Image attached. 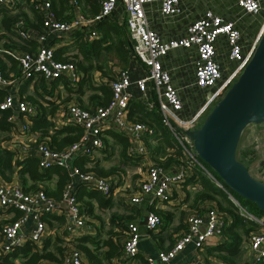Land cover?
Here are the masks:
<instances>
[{
    "label": "built area",
    "instance_id": "obj_1",
    "mask_svg": "<svg viewBox=\"0 0 264 264\" xmlns=\"http://www.w3.org/2000/svg\"><path fill=\"white\" fill-rule=\"evenodd\" d=\"M22 0H0V12L2 9L16 11L17 2ZM39 11L44 26L43 31L33 26H24L20 18L8 24L14 36L28 37L35 41L33 50L17 48L6 43L9 41L10 33L7 32L0 22V59L9 61L10 56L16 60L18 71H10L4 74L0 67V89L3 91L0 98V109H10L6 119L9 121L7 137L1 140L3 147L12 151L13 157L22 158L25 155L36 156L38 170L51 165H59L67 168L71 181L63 188L60 201L63 203L64 221L58 230H53L41 215L46 212H60V201L47 197L42 188L37 187L32 191H24L20 185L15 172L10 179L5 180L0 176V211H18L15 217L3 213L5 220L0 221V253L11 250L27 242L33 249H39L42 241L49 233H55L63 239L65 247L59 264H87L84 261L83 252L75 246L72 241L88 229V217L79 213L78 203L75 198V187L83 185L87 188L96 189L103 195H108L122 181V173L96 175L92 171H83L79 167L71 165L75 154L86 153L91 148L102 146V132L113 129L125 135L129 139L126 152L131 156L147 154L148 150L143 142V135H149L152 130L140 121L127 117L128 102L133 96L128 90L133 84L140 94V99L147 107L154 103L163 116L164 124L169 128L175 142L179 145L182 156L175 167L174 173H168L153 161L147 162L144 168L136 176V182L131 194L125 195L128 202L139 205L142 201L157 200L164 201L174 188H181L180 182L192 173L196 166L201 167L216 184L218 181L203 167L196 156L191 141L180 131V128H192L196 121L181 122L175 119L173 111L180 107V100L175 90L169 83L167 71L161 67L158 56L167 52L175 46H188L193 44L196 48L194 83L197 87L207 88V104H211L227 87L234 78L237 71L250 55L254 45L246 53H242L239 43V30L233 20H223L222 17L206 9L202 14L189 21L184 35L167 40H160L145 19L142 3L150 0H100L99 8L92 16H85L75 6L76 0H70L73 4V14L68 19L57 18L50 9L48 0H28ZM160 12L171 14L178 10V0H157ZM245 12H260L258 0H235ZM119 2L123 10V21L125 24L130 52L140 62L144 73L138 78H131L126 67H117L115 78L109 82L110 96L108 102L103 106H96L92 111L77 105L74 97L67 100L56 101L57 107L47 118L55 126L73 123L82 127V135L76 141L66 145L60 150H52L42 139L35 141V135L30 128V116L36 114L37 108L31 102L21 98L16 90L17 85L39 72L44 79L63 78L70 83L77 79V71L74 63L70 60H62L54 57L53 47L57 43L53 37H69L76 30L85 29L87 36H96L97 31L94 24L102 16L114 9ZM218 34H223L228 45V55L238 61L237 70L232 71L221 78V70L215 57V39ZM8 66V64L6 63ZM97 80V76H95ZM162 87V90L160 88ZM148 88V92L146 90ZM149 91L155 99H149ZM46 98H54L53 93ZM162 96V98H161ZM15 106V109L13 108ZM205 111V110H204ZM178 128L179 130H176ZM90 140L87 142V138ZM254 145V150L257 149ZM171 150V148L169 149ZM250 165L258 171L261 181H264V160H254ZM260 162H263L260 164ZM248 167L249 172L251 169ZM252 174V173H251ZM254 175V174H252ZM255 176V175H254ZM219 185V184H218ZM190 187V188H197ZM186 187H188L186 185ZM62 205V204H61ZM202 212L190 209L184 216L186 228L178 234L170 247L166 250H158L156 259L160 262L172 260L178 253L188 246L201 248L209 237H220L221 212L213 200H207L201 205ZM257 221L258 227L249 231L244 245L247 250L248 263L264 264V218H258L248 214ZM147 229L156 231L159 218L151 210L144 214ZM202 226V229L200 228ZM58 231V232H57ZM137 222L125 221L116 232L115 238L122 245V252L113 264H134V255L137 253V244L141 236ZM147 264H152L154 257L145 256ZM202 264H224L215 256H209Z\"/></svg>",
    "mask_w": 264,
    "mask_h": 264
},
{
    "label": "trees",
    "instance_id": "obj_2",
    "mask_svg": "<svg viewBox=\"0 0 264 264\" xmlns=\"http://www.w3.org/2000/svg\"><path fill=\"white\" fill-rule=\"evenodd\" d=\"M25 1L28 12L22 10V8L19 9V6L16 11L2 9L0 12V22L7 28V32L11 35H8L9 41L6 45L10 44L17 48L33 50L35 46V41H33V39L14 36V32H11L8 28L10 22L20 18L24 26H33L39 31L44 30L39 11L33 6V2L29 3L28 0ZM48 1L50 9L57 18L66 20L72 16L73 4L70 0ZM75 3V6L82 14L85 16H92L98 11L100 0H76ZM96 23L97 24H94V28L97 31V35L93 36V38H88L83 28L76 30L72 36L65 38L70 40V44L64 45H68V49L73 48L74 51L72 53L63 54V51L66 50V48L62 46L63 44L53 47L54 57L73 62L78 75L74 83H70L63 78H58L61 79L60 82L63 83V89L66 93L61 100H67L73 97L74 94H77V105L89 111H92L96 106L105 105L109 100V82L113 80L117 74L115 70L111 69L114 60L108 62L109 59L112 57L114 58V48H117L118 57L124 60V62L118 65L119 68L126 67L124 65L128 56L127 51L128 48L130 49L128 41L125 36L124 38L122 37V34L119 35L116 33V41H114L113 9L108 14L102 16ZM122 23H124V21ZM120 25L123 26V24ZM116 27V29H118V26ZM53 39L57 42L59 37L54 36ZM122 45L124 46V51L121 49ZM10 58L13 59L11 56ZM0 67L4 74H6L8 66L5 61L1 59ZM93 70H97L101 78L97 75L98 79L96 80ZM14 72H17V70H14ZM53 83L55 84L56 81ZM39 87H41L40 91H35L34 96H26V99L35 104L37 108L36 114L30 116V128L35 135V141L42 139L47 143L50 149L60 150L80 138L83 130L81 126L73 123L55 126L53 122L47 118V115L51 114L57 107V103L44 96L45 94L50 96L52 92L43 86L42 81H39ZM86 91H88V94H86L85 99H82L80 94ZM1 95L2 93L0 91V98ZM37 96L41 99V102L38 101ZM10 112H12L10 109H0V138L7 137L10 123L6 117ZM127 117L132 120L140 121L144 123L146 127L153 130V136L151 134H149L150 136L143 135L148 150V158L166 172L174 173L175 164L179 162L182 151L175 142V139L172 138L169 128L164 124L163 116L157 105L154 103L151 107H147L138 96L133 95L128 102ZM253 125L258 127L260 124ZM176 130L179 129L176 128ZM105 132L110 133L113 137H117L114 134L119 135L118 132L113 129H107ZM149 139H155L154 144H149ZM119 141L120 147L118 153L124 158L133 160L138 156L128 155L126 152L128 144L125 138L122 137ZM240 141L241 140H239L236 150L237 158L246 165H249L251 160L255 159V142L252 140V142L246 146L242 145ZM112 145V143L107 142V140L102 137L101 147L91 148L88 152L79 154L73 163L76 164L80 170L92 171L96 175L104 176L111 173L119 175L123 171V165H110L104 168L93 158L96 151L107 152L104 158L110 156L113 153ZM170 148L171 150H169ZM200 162L220 185L216 184L201 167L196 166L192 169V173L180 182V189L183 192L182 202L194 207L192 209L200 211L202 208L197 206L199 201H205L207 199L213 200L221 212L220 234L222 240L213 246H208L207 251H212L215 257L224 264H250L244 259V247L242 245H244L249 231L258 227L259 224L248 214L258 218H264V209L256 207L250 200L231 191L220 181L218 176L206 163L201 160ZM84 163H88L89 165L85 166L83 165ZM14 168L24 191H32L40 186L47 197H52L54 199L60 197L63 186L71 181V177L67 175L65 169L58 165H51L42 170H38L36 156L25 155L22 158H14L12 151L0 146V176L5 180L10 179ZM186 185L189 188L196 187L195 185L198 187L187 189ZM74 194L78 203L79 213L86 217L99 218V216L93 212V202L98 206H105L110 203L109 197H104L96 189L87 188L83 185H78L75 188ZM229 194L235 201L229 197ZM126 209L129 212L125 216L114 214L110 216V220L118 225L119 229L125 221H138L142 215L139 206L128 204L126 205ZM153 212L158 216L160 221L158 228L164 227L165 223L170 218V212L162 209L153 210ZM17 213L15 214L17 215ZM41 218L51 227L53 224L61 225L64 221V217L61 215L49 216V214H42ZM145 232L148 233V235L149 233L151 234L153 239H155L157 248L161 247L162 250H166L170 247L175 237L178 235H168L170 241L167 246L162 247L160 241L163 238L159 237L150 229L146 228ZM106 234L105 237H102L100 236L99 229H96L94 233H85L76 237L72 243L80 248L89 264H113L110 258H118L121 255L122 245L116 239H114L115 241L111 239V235L114 236L112 231H107ZM41 245V249H32L31 245L27 242L19 246H14L11 250L0 253V264H38L39 260L44 258L55 261L61 260L62 252L65 247L61 237L57 235L46 237ZM134 257L137 258L139 264H146V260L142 256L137 255V253ZM15 259H18L19 262L16 263ZM259 262L253 264H261Z\"/></svg>",
    "mask_w": 264,
    "mask_h": 264
},
{
    "label": "crops",
    "instance_id": "obj_3",
    "mask_svg": "<svg viewBox=\"0 0 264 264\" xmlns=\"http://www.w3.org/2000/svg\"><path fill=\"white\" fill-rule=\"evenodd\" d=\"M258 1L261 6L259 13H250V12L243 11V9L237 4L235 0H178V10H176L175 12L171 14H164L160 12L159 2L157 0H150V1L143 2L142 8H143L144 16H145L148 26L156 32L160 40H164V41L169 38H176V37H180L184 35L186 32V26L189 23V21L199 16L200 14H202L206 9H209L212 12L219 14L223 20H233L234 21V24L239 30V43H240L241 51L242 53H246L247 50H249L251 46L254 45L258 31L264 21V0H258ZM24 10L28 12L27 7L25 8V6H24ZM113 10H114V41H116V33L119 35L122 34V37L124 38L125 36L126 40L128 41L126 28L124 26V23H122L123 22V10H122L121 4L119 2H116V5ZM96 22H98V20ZM96 22L95 24H97ZM120 24H123V26ZM116 26H118V29H116L117 28ZM87 37L93 38V36L91 37L87 36ZM69 41H70L69 39H65L64 37H61L59 38L55 46L63 44L62 46L66 48V50L63 51V54L72 53L73 50L68 49V45H64V44H70ZM214 46H215V51H216L215 57L219 63L221 72L222 70H225V71L227 70L226 71L227 72L226 76H227L232 71L237 70L236 68L238 66V61L234 58L229 57L228 45L226 43V40L223 34L217 35ZM121 49L122 51H124L123 45ZM127 54L128 56H127L124 66H126L128 72L131 75V78L136 79L138 78V76H141L144 73L143 67L138 60L133 58L129 48H128ZM195 56H196V48L193 44L188 45V46L179 45V46L172 47L168 49L166 53L158 56V61L161 67L167 71L168 76H169V83L172 86V88L175 90L176 95L178 96L180 100V107L177 110H174L172 114L175 117V119L180 120L181 122L199 121L202 114L206 111L208 107V104L206 101V93L208 92V89L197 87L194 83ZM13 59L9 58V61H6V63L8 64L6 74L8 75L10 74L9 73L10 71H14V70L18 71L17 63ZM113 60L114 62H112V65H111V69L113 70L119 67L118 65H120L121 62H124L123 59L118 57L117 48H114V58L112 57L111 59L108 60V62H111ZM93 72H94L93 73L94 76L98 75L101 78V75L97 73L98 72L97 70H93ZM39 81H42L43 86L47 88L48 90H51V92L53 93L54 98H52L51 100L56 102L58 100H61L65 96L66 93L63 89V83L60 82L61 79L51 78L49 80H46L43 78V76L38 71L34 72L32 76H29V78L25 79L19 85H17L16 90H17L18 95L21 98L29 101L28 99H26L27 98L26 96L28 95L34 96L35 91H38V90L40 91L41 87H39ZM54 81H56L55 84L53 83ZM128 90L130 91L132 95L138 96L140 98V94L138 93L137 88L133 84L129 87ZM160 90H162V87L160 88ZM0 91L3 94V91L1 89ZM147 92H148V88L146 90V93ZM148 95H149V99L151 100L155 99L151 91H149ZM37 99L39 102H41V99L38 96H37ZM105 131L106 130L102 132L101 138L103 137L107 140V142L114 144V151L116 153V156H114V166L123 165L122 174H124L125 177L127 178H123L122 181H119L117 183V185L114 187V192L112 190L110 194L108 195L102 194L104 197L110 198L109 205L107 204L105 206H98L96 205L95 202H93V212L96 213L100 219L97 217H88L87 223L89 224V227L81 235L85 233L91 234V233L96 232V229H99L100 236L105 237L107 235L106 234L107 231H112L115 237L116 232L118 231L119 227L118 225L114 224L110 220V216L112 214L120 215V216L121 215L125 216L128 214L129 211L126 209V205L130 203L128 202L125 195L131 194L130 192H132L133 189L135 188L134 184L136 182V177L133 176V173L136 172V170L132 169L130 166H134L133 163L138 162L139 160H142L139 165L140 167L144 168L145 164L149 162L150 160L148 158L149 156L146 154L144 155L140 154L142 156L138 155L140 157L137 156L133 160L124 158L120 153H118V150L120 147L119 139H122V137L125 138L127 140V144L129 145L128 137L121 134L120 132H118L119 135L114 134L117 137L115 136L113 137L112 135H110V133L105 132ZM153 133L154 132L152 130V133H151L152 136H153ZM147 136H150V135L147 134ZM253 137H254V131H249L248 132L249 140H245L244 144L242 143V145L247 146L250 142H252ZM2 139L3 138H0V140ZM143 142L144 144H146L144 139H143ZM154 142H155V139L148 140V143L151 145L154 144ZM0 146L3 147L1 141H0ZM79 154L81 153L75 154L73 156L71 165L77 166L76 164L73 163V161ZM98 164L104 168L108 167V165H104L102 163V160H100ZM251 164L252 162H250V165ZM83 165L88 166L89 164L84 163ZM247 167L249 166L247 165ZM62 168L65 169V171L67 172V175L69 176L68 169L64 167ZM13 172H15L16 176H18L15 171V168L13 169ZM128 174H130V176ZM65 185L63 186V188L65 187ZM63 188L61 190L60 197L55 200L60 201ZM186 188L190 189L189 187H186ZM182 195H183V192L181 189L174 188L171 192V195L164 201H157V200L148 201L146 199L142 201L139 205H137L140 207L141 209L140 213L143 214V216L145 212L148 211V209L151 211L162 209L164 211L170 212V218L165 223V226L161 228L159 227L156 231H153L159 237L163 238L160 241V244L162 245V247H165L168 245L170 241L168 238V235L172 236L173 234L174 236V235L180 234L182 230L186 228V225L184 222V216L188 212H190V209L194 208L190 206L189 204L182 202ZM207 200L199 201L197 206L199 208H202L201 205H203V203H205ZM59 206L62 207L60 212L51 211V212H46L43 214L45 215L49 214V216L50 215L63 216L64 214L63 206L64 205L62 201H60ZM172 206L175 208H178L177 214L173 213L174 210L171 208ZM12 211L13 213L12 212L10 213V211L3 212L1 210L0 211V221H3L6 219V217L2 215L3 213H5V215L7 213L8 215H10V217L11 216L15 217L16 216L15 213H17V211L15 209H12ZM199 212H202V210H200ZM140 220H141V217L138 221L137 220L136 221L134 220V221L137 222L140 233L141 234L146 233L145 232L146 226L144 223L143 224L140 223ZM59 225L53 224L52 229L58 230L60 227ZM96 227H99V228H96ZM200 228L202 229V226ZM146 234L147 236L145 235L141 236L138 241L137 255L142 256L145 260H146L145 258L146 255L154 257L152 264H202V262L206 260L209 256H215L212 251L211 252L207 251V247L213 246L221 242L222 240L221 236L220 237H217V236L209 237L206 243L203 244L201 248H194L192 246H188L184 250H182L180 253H178L172 260L168 262H160L158 259H156V252L158 250H162V248L161 247L157 248L155 244L156 243L155 239H153L150 233L149 235L148 233ZM55 235L57 234L49 233L46 237H53ZM111 239L114 240L115 238L113 239V236L111 235ZM41 247L42 245H40L39 249H41ZM244 253L246 254L245 256L247 257L246 249H244ZM83 256H84V261L87 264H89L84 254ZM114 259L115 257L110 258L112 262H114ZM15 261L16 263L19 262L18 259H15ZM60 261H55V260L44 258V259L39 260L38 264H59ZM134 264H139V262L137 261V258L135 257H134Z\"/></svg>",
    "mask_w": 264,
    "mask_h": 264
},
{
    "label": "water",
    "instance_id": "obj_4",
    "mask_svg": "<svg viewBox=\"0 0 264 264\" xmlns=\"http://www.w3.org/2000/svg\"><path fill=\"white\" fill-rule=\"evenodd\" d=\"M250 124H264V21L249 57L224 91L194 127L180 128L196 156L227 188L264 209V181L255 178L236 155L241 134ZM140 223L145 224V216Z\"/></svg>",
    "mask_w": 264,
    "mask_h": 264
},
{
    "label": "rangeland",
    "instance_id": "obj_5",
    "mask_svg": "<svg viewBox=\"0 0 264 264\" xmlns=\"http://www.w3.org/2000/svg\"><path fill=\"white\" fill-rule=\"evenodd\" d=\"M17 4L19 5V9L20 8H22V10H24V6H25V8L27 7V4H26V1L25 0H22V1H18L17 2ZM71 50H73L74 51V49L73 48H71ZM227 71V70H226ZM225 70H222V72H221V78H224V76H226V74H227V72H226ZM86 94H88V91H86L85 93H83V94H80V97L82 98V99H85L86 98ZM73 97L76 99L77 98V94H74L73 95ZM211 104H209L208 105V107H207V109L209 108V106H210ZM249 131H254V137H253V142H255V144H257V149L256 150H254L255 151V159L257 158L258 160H264V124H260L258 127H256V126H254L253 124H250V125H248L244 130H243V132H242V136H241V141H240V143L242 142L243 144H244V142H245V140H249V138H248V132ZM172 136V138H174L173 137V135H171ZM174 140V139H173ZM249 142V141H248ZM112 147H113V153L110 155V156H107L106 158L107 159H105L104 158V156L105 155H107V152H102V151H96L95 153H94V156H93V158H94V160H97L98 161V163H99V161L100 160H102V163L104 164V165H114V156H116V153H115V151H114V144L112 145ZM147 155V154H146ZM112 157V158H111ZM254 159V160H255ZM253 160V159H252ZM251 160V162H252V164H254L255 162L254 161H252ZM142 160H139L138 162H135V163H133V165L135 166H130L132 169H134V170H136V172H134L133 173V176L134 177H136V176H139V172L143 169L142 167H140V162H141ZM261 163H263V162H260V164ZM250 164V163H249ZM251 164V165H252ZM176 165V164H175ZM249 166V165H248ZM250 169H251V173L252 174H254L253 176L254 177H257V178H260V174H259V172L258 171H255L251 166L249 167ZM171 169H173V168H171ZM140 170V171H139ZM173 173V172H172ZM121 175H123L124 176V178H127V177H125V175L124 174H121ZM129 176H130V174H128ZM127 175V176H128ZM28 191H30V190H28ZM173 210H174V214H177V212H178V208H175V207H171ZM170 208V209H171ZM181 210V209H180ZM143 218V214H142V216H141V219ZM175 232V231H174ZM176 234V233H175Z\"/></svg>",
    "mask_w": 264,
    "mask_h": 264
}]
</instances>
